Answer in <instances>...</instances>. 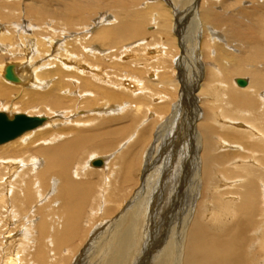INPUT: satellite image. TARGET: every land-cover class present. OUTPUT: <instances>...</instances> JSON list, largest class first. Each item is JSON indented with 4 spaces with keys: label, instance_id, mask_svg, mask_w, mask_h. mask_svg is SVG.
<instances>
[{
    "label": "bare ground",
    "instance_id": "obj_1",
    "mask_svg": "<svg viewBox=\"0 0 264 264\" xmlns=\"http://www.w3.org/2000/svg\"><path fill=\"white\" fill-rule=\"evenodd\" d=\"M154 1H141L142 5L140 0H116L119 13L102 10L97 16L94 13L105 8L103 3L75 4L70 14L76 13L77 23L72 17L52 20L40 6L18 9L9 22L0 21L1 54L16 49L17 55L38 58L37 63L24 59L26 55L23 60L20 55L19 60L0 62V83L8 84H0V112L10 117L19 113L52 117L45 116L41 126L14 139L19 150L34 143L36 153L0 158V264H141L145 233L150 222H161L160 217L168 219V228L162 236L156 233L158 244L142 264H264V0H244L253 8L235 17L228 13L233 7L229 0H173L168 9ZM11 7L15 9V4ZM174 15L178 30L188 20L196 27L200 24L208 38L204 49L214 61L209 58L210 69L204 73L208 83L201 84L198 77L191 84L180 80L179 102L172 106L176 95L172 89L179 85L171 74L178 48ZM158 16L167 18L162 26ZM90 18L93 23L85 24ZM151 19L157 23V31L151 30L157 39L144 30L145 21ZM65 32L73 37L63 38ZM244 46L256 52L246 55ZM128 48H146V56L137 61L141 66H132L131 58L129 63L134 53ZM237 48L239 54L233 52ZM40 55L58 68L48 71ZM179 61L182 75L186 71ZM243 77L248 84L239 86L237 79ZM65 79L84 94V102H74L80 116L72 119L60 118L74 112L66 102L68 109H61L65 95L46 105L50 94L46 88ZM62 86L51 90L58 92ZM196 90L209 102L201 115L193 103ZM123 95L132 102L123 101ZM146 98L150 101L144 105ZM13 99L32 107L23 111ZM117 101L121 102L113 104ZM109 102L116 110L108 108ZM133 109L144 114L137 118L129 113L130 123L136 124L127 137L116 139L120 141L112 146L115 151L105 150L109 142L89 133L98 131L95 122H107L109 116H123L117 112ZM164 114L171 116L151 135L149 123ZM189 125L193 132L186 136L183 129ZM82 127H89V132ZM91 141L96 148L88 149L78 161L75 156ZM97 159L103 165L94 166ZM138 177L142 185L134 189ZM93 192L97 202L89 204L80 218L78 210ZM106 204L116 211L115 217L107 216ZM102 235L104 243L95 249Z\"/></svg>",
    "mask_w": 264,
    "mask_h": 264
},
{
    "label": "rangeland",
    "instance_id": "obj_2",
    "mask_svg": "<svg viewBox=\"0 0 264 264\" xmlns=\"http://www.w3.org/2000/svg\"><path fill=\"white\" fill-rule=\"evenodd\" d=\"M99 1V3H103V5H104V7L105 8H100L98 11H97V13L98 14H96V13H94V15H99V13H101V12H103V11H105V10H108V14H110V15H113L114 13L115 14H117V13H119V10L117 9V7H115V3L114 2H116V0H0V10H3L2 12H0V21H1V23H7V22H9V20H11V18L13 17V11H17L18 9H21V8H28L29 6H40V7H43V8H45L47 11H49V16H48V18H50V19H55V20H57V21H59L58 19H60V18H64V17H68V19H70L71 17L74 19V22L75 23H77L78 21H75V20H77V15H76V13H71L70 14V12H71V7L73 6V5H75V4H78V5H80V4H84V5H86V4H89L90 5V3H95V2H98ZM141 1H145V0H140V2ZM159 1V4L161 3V5H163V7L165 8H170V3L173 1V0H158ZM157 0L156 1H154V3H156V2H158ZM263 0H261L260 2H262ZM228 2V1H227ZM229 2L231 3V2H233V7L231 8V9H229V11H228V13H229V15H231V16H233V17H235V16H237L238 14H239V12L240 11H242L243 9H245V10H250L251 8H253V4H250V2H248V3H246V1H244V0H237V1H235V0H229ZM98 3V4H99ZM138 3V2H137ZM137 3H136V6H137ZM142 3V2H141ZM141 3L138 5L140 8H141ZM8 4H11V6H12V4H15V9H13V7H11L10 5H8ZM158 4V5H159ZM8 5V6H7ZM142 5H143V3H142ZM148 5V4H147ZM146 5V6H147ZM17 6V7H16ZM109 6V7H108ZM136 6L134 7L135 9H136ZM146 6H142L144 9L146 8L147 9V7ZM109 8V9H108ZM13 9V10H12ZM92 10V9H91ZM103 10V11H102ZM156 10H160V6L158 7V9H156ZM183 10L184 9H182L181 11L183 12ZM217 10L218 11H222V8H217ZM61 12H63L64 14L63 15H59ZM93 12H96V11H93ZM106 12V11H105ZM93 15V16H94ZM161 16V15H160ZM176 15H174L173 16V22H175V23H173V25L174 26H172L173 27V29H174V33H177V35H176V39H177V45H178V48H177V51H176V53H175V56L177 57L175 60H173L174 62H172V64H171V68H172V66H173V68H174V70L172 69L171 70V74H172V76L174 77V79L175 80H177V82H179V85H177L176 84V88H177V90H176V88L175 89H172L175 93H176V95H175V97L173 98V100H172V103H171V105L175 102V103H178L179 102V93H180V91H181V89H182V86H181V82H180V80H182V81H184L185 82V84L187 83V84H191L194 80H196V78L198 77V80H200V83L201 84H206V83H208L209 81V79H208V77H206L207 75V69L209 70L210 69V66H208V64L211 62L210 60H212V61H214V59H211L210 57H208V55H209V53H207V50L205 51V49L207 48V47H204V46H206V44H204L205 43V39H208V38H206L205 37V35H207V34H205V33H203V31H202V29H201V27H200V24H199V26H194V25H191V22H190V20H188L186 23H184L183 24V27L180 29V30H178V28L176 27V21H177V18L175 17ZM89 17L90 16H86V18L87 19H89ZM120 17V16H119ZM122 17V16H121ZM179 17V16H178ZM264 17V16H263ZM180 18V17H179ZM27 19V18H26ZM91 19V18H90ZM175 19H176V21H175ZM5 21V22H3V21ZM29 19H27V21H28ZM152 20V19H151ZM163 20H164V23L167 21V18L165 17V16H163V17H159L158 16V19H157V21H158V23L160 22V25L162 24H164L163 23ZM187 20V19H186ZM185 20V21H186ZM11 22V21H10ZM33 23H35V24H37V22H34V21H32ZM31 22V23H32ZM146 22V24L144 25L145 26V28H144V26H143V28H144V30L145 31H149V33L150 32H152L151 30H155V32L157 31L156 29H155V23L156 22H154V20H152V21H145ZM144 22V23H145ZM259 22V21H258ZM93 23V19H91V20H88L85 24H88V25H90V24H92ZM143 23V24H144ZM80 24V23H79ZM157 24V23H156ZM37 25H39V24H37ZM161 25V26H162ZM56 26V25H55ZM147 26V27H146ZM192 26V27H191ZM148 27H149V29H148ZM56 28L59 30V28H58V26H56ZM55 27H54V29H56ZM77 29H78V27H76ZM76 28H74V30H72L73 32L74 31H76L77 29ZM161 28V27H160ZM71 29V28H70ZM76 29V30H75ZM178 31H180V33L178 32ZM59 32V31H58ZM68 32V31H67ZM77 32H79V30H77ZM155 32H152V34H153V38H159L157 35H154L155 34ZM197 32H198V34H197ZM73 37V35L72 34H69L68 35V33H66L65 32V35L63 36V38H67V39H71L70 37L71 36ZM149 35V34H148ZM199 35V36H198ZM66 36V37H65ZM68 36V37H67ZM77 36V35H76ZM188 36V37H187ZM198 37V38H197ZM61 38L62 37H59L58 39H60L61 40ZM185 39V40H184ZM63 40V39H62ZM62 40L60 41V42H62ZM204 40V41H203ZM187 41V42H186ZM198 41V42H197ZM182 43V44H181ZM1 44H2V42H1ZM57 45H60V43L58 44L57 43ZM57 45L55 46H53V47H57ZM204 45V46H203ZM2 46L0 45V52L2 51L1 48ZM201 47V48H200ZM55 48H54V50L53 51H55ZM183 48V49H182ZM205 48V49H204ZM240 48V47H239ZM243 49L245 48V49H247V47H242ZM260 48V47H259ZM132 49V50H131ZM146 49V48H145ZM145 49L143 50V48H141V49H137V48H128L127 50L130 52V53H134V54H132V56L130 57L129 56V63L131 64L132 62H134V63H132L131 65L132 66H141V65H139L138 64V62L139 61H141V58H142V55H143V57H145L146 55L145 54H143V53H145ZM181 49V50H180ZM238 49V48H237ZM243 50L244 52H247L246 53V55H248V53L250 52V54L249 55H251V53L252 54H254V52L253 51H255V48H250L251 50ZM261 50L263 49V48H260ZM14 50H15V54L16 55H14ZM184 50V51H183ZM127 51V52H128ZM205 51V52H204ZM263 51H264V49H263ZM8 52V51H7ZM9 52H11V53H9ZM8 53H6V51L4 52L3 51V53L6 55H4V54H1L0 53V62H2V63H4V62H6V61H9V60H17L18 58H19V56H20V58L22 59L25 55H26V57H24V59H26L27 61H29L30 62V60H34L35 61V63H37V59L35 58L34 59V57H36V55H31V54H29V55H27V54H23V53H20V55H17L18 54V51H16V49H13V51H9ZM13 52V53H12ZM142 52V53H141ZM175 52V51H174ZM234 53H236V54H239L240 52H241V50H234L233 51ZM256 52V51H255ZM130 53H127V54H124L126 57L128 56V54H130ZM202 53H203V55H202ZM9 54H11V55H9ZM141 54V55H140ZM177 54V55H176ZM245 54V53H244ZM31 55V56H30ZM134 55V56H133ZM145 55V56H144ZM198 55V56H197ZM204 55H205V57H204ZM10 56V57H9ZM17 56H18V58H17ZM5 57H7V59H5ZM136 57V58H135ZM179 57V58H178ZM11 58V59H10ZM15 58H17V59H15ZM19 58V59H20ZM40 58H42V62H44L43 64H45V66H46V69H48V71L49 70H54V69H57L58 68V66L54 63L53 64V67H52V65H50L51 64V62H49L50 64V66L48 65V62H47V59L45 60V57H44V55H40V57H39V59ZM130 58H131V60H132V62H131V60H130ZM196 58L202 63L201 64V67L199 66L200 64H199V62L198 61H196ZM208 58V59H207ZM209 58H210V60H209ZM18 59V60H19ZM23 60V59H22ZM46 62H45V61ZM178 60H180L179 61V65H181V68L183 67L184 68V70L186 71L185 73H183L182 75H181V71H180V69H179V67L177 66V61ZM126 61V60H125ZM138 61V62H137ZM109 62H111V61H109ZM109 62H107V64L109 63ZM143 62H145V61H143ZM251 62V61H250ZM103 63H105V62H103ZM103 63H102V61H101V64L103 65ZM140 63V62H139ZM181 63V64H180ZM212 63V62H211ZM107 64H104V66H106ZM135 64V65H134ZM137 64V65H136ZM199 64V65H198ZM204 64H206V65H204ZM109 65H111L110 63L107 65V66H109ZM114 65V66H113ZM112 66L114 67V68H117L116 66H115V64H113ZM196 65H197V67H196ZM210 65V64H209ZM44 66V65H43ZM49 66V67H48ZM50 67H52V68H50ZM109 67H111V66H109ZM108 67V68H109ZM203 67H205V68H203ZM206 67H208V68H206ZM45 69V67H44V69H43V71L45 70V71H47ZM113 70V69H112ZM201 70V71H200ZM202 70H203V74L204 73H206V74H204V75H202ZM204 70H206V71H204ZM44 71V72H45ZM135 72H133V73H135V74H138V71L137 70H134ZM194 74V75H193ZM199 74V75H198ZM64 75V74H63ZM44 76H46V72H45V74H44ZM179 76V77H178ZM202 76V77H201ZM243 76H247V75H243ZM249 76V75H248ZM62 77V76H61ZM205 77L208 79V80H206L205 79ZM56 79L57 78H59V77H55ZM185 78V79H184ZM243 78H245V77H243ZM246 79H248V78H246ZM58 80V79H57ZM67 80V81H66ZM61 81V83L60 82H58V81H56V82H54V84L52 85V86H54V85H59V84H61V86L62 85H64L65 84V82H66V84H67V82H68V84L67 85H64V86H66V88L67 89H69L70 90V93H67V92H65V90H67L66 88H64V86H62V90H58V92L57 91H53V90H51L52 88V86L51 87H48V88H46V90L48 91H46L49 95H48V97H49V99L47 98V100L46 101H48L47 103H46V105L47 104H51V105H53V103L52 102H50L51 100H53V99H55V98H57V99H61V100H63L62 98H63V95H65L64 96V101H61V104H63V102H66L65 103V105H67L68 107H71V108H74V102H80V104L82 103V102H84V100H82V102H81V99L84 97V94L82 95L81 94V91L79 90V89H75V86L73 85V83L72 82H70V81H68V79H65L64 81H62V80H60ZM203 81L205 82V83H203ZM183 82V83H184ZM59 83V84H58ZM71 83V84H70ZM1 85H3L4 86V84H6L5 82H4V84H2V83H0ZM6 85H8V84H6ZM73 85V86H72ZM71 88V89H70ZM50 89V90H49ZM80 89H81V87H80ZM115 89V88H114ZM197 90L199 89V87L197 86V88H196ZM116 90V89H115ZM114 90V91H115ZM197 90H196V94H199V93H197ZM72 91L73 92H75V93H72ZM178 91V92H177ZM53 93V95H55V97H52V93ZM56 92V93H55ZM210 92V91H209ZM20 93V91H18V92H16V94H17V97L19 98V95L21 94H19ZM65 93V94H64ZM117 94H120V91L119 92H116ZM19 94V95H18ZM73 94H77V95H74L73 96ZM82 96H81V95ZM195 94V101H193V103L195 104V105H197V106H199V109H200V111H199V114L201 115V114H204V108L205 107H208V104H207V102H208V100H204V99H202L203 97H202V95L201 94H199V95H196ZM50 95H51V97H50ZM59 95H61V96H59ZM66 95H68V96H66ZM69 95H71V96H73V97H71V96H69ZM120 95H122V93L120 94ZM128 95V94H127ZM127 95H123L122 97H123V101H130L131 100V98L129 99V98H127L128 96ZM69 97H71V98H69ZM74 97H76V100H75V98ZM82 97V98H81ZM67 99H69V100H67ZM74 101H73V100ZM133 100V99H132ZM132 100L130 101V102H132ZM149 98H146V99H144V101H143V104L144 105H147L148 103H149ZM159 100V99H158ZM203 100V101H202ZM13 102V104L14 105H16L17 106V108H18V105H20V107H22L21 109L23 110V111H25V110H29V108L30 107H32V106H30V107H28L27 106V108H26V105H25V101H21V100H19L18 102H14V99L12 100ZM152 102H153V100H151ZM157 101V100H156ZM22 102V103H21ZM23 102H24V104H23ZM121 101H117V102H113V104L115 103V104H117V103H120ZM19 103H21V104H19ZM40 104L41 102H36V101H34L33 102V104ZM89 103H90V101H89ZM174 103V104H175ZM209 103V102H208ZM104 104V103H103ZM111 105V102H109L108 103V108H112L113 106H114V108H115V110H116V108H117V106L116 105ZM25 105V106H24ZM32 105V104H31ZM64 104L61 106V109H63L64 108V106H65ZM110 105V106H109ZM118 105V104H117ZM190 105V104H189ZM221 104L219 103V107L217 108V110H219V108L221 109V106H220ZM102 106H105V105H102ZM173 106V105H172ZM171 106V109H170V112L169 113H171V111H172V107ZM202 106V107H201ZM60 107V106H59ZM79 107H81V105H79ZM201 107V108H200ZM223 107H228V106H226V105H224ZM24 108V109H23ZM26 108V109H25ZM65 108L66 109H68L66 106H65ZM145 108V107H144ZM60 109V110H61ZM185 109H187V108H185ZM194 109H196L195 107H194ZM223 109V108H222ZM191 110H193V105L191 106V107H189V110L187 109L186 110V113L187 114H189L190 112H192ZM178 111V110H177ZM189 111V112H188ZM144 111H140V113H134V109H133V111H129V110H126V111H124V112H122V111H119V112H117L118 114H120V115H123V116H114V117H110L109 116V118H111L110 120H108L107 122H102L103 124H105V125H102V123L101 122H95L94 124H97L96 125V127L94 128V129H98V131H94L93 132V130H92V132H89V131H87V130H90V129H88L89 127H82L81 129H83V130H86L87 132H89L90 134L91 133H95L97 136H99L100 138H102L103 140H106V141H108L109 143H108V146H106L104 149L105 150H108V149H113L114 150V148H112V146L113 145H116L117 144V142H119V141H117L116 142V139L118 140V139H122V138H124V137H127L129 134H130V132H131V130H132V128H131V126H135V124L136 123H130V122H132L133 120V117L131 116L132 114H136V117L137 118H139L140 116H142V114H144L143 113ZM176 112V111H175ZM128 113V114H127ZM131 115H130V114ZM71 113H69V114H65L64 115V113L62 114L63 116H60V118L61 119H64V118H66V119H72V118H76V117H78V116H80V114H78V110H77V107H75L74 108V112L70 115ZM191 114V113H190ZM76 115V116H75ZM107 115V114H106ZM109 115V114H108ZM48 119H51L52 117H51V115H49V116H47V115H45ZM72 116V117H71ZM129 116V117H128ZM171 115H168V114H164V115H162L161 117H160V119L159 120H157L156 122H154V123H149V125H150V127H149V130H150V134L152 135V133H153V135H154V133L158 130V127L160 126V124L162 123L163 124V121L164 122H167V120H168V118L170 117ZM187 116V115H186ZM108 117H106L105 116V118L104 119H109ZM126 119V120H125ZM130 121H129V120ZM142 119H143V117H142ZM190 119L191 118H189L186 122H188L189 124H190ZM128 120V122H126ZM123 121H124V123H123ZM125 123H128L129 125V127L131 128V129H129L128 128V126H127V128L125 127V128H123V129H121V127L123 126L124 127V125H125ZM179 123H180V121H179ZM188 123H187V125H188ZM186 125V124H185ZM194 127V126H193ZM80 128V127H79ZM151 128V129H150ZM189 128H191L192 129V125H189L188 127H186V128H184L183 130H185L184 131V133L186 132V136H188V135H190L191 134V132H193V129L191 130V129H189ZM196 128V127H195ZM197 129V128H196ZM152 130V131H151ZM152 132V133H151ZM188 132V133H187ZM127 135V136H126ZM140 135V134H139ZM174 135V133L173 132H171V133H169V138H172V136ZM71 135H67V138H69ZM123 136V137H122ZM136 135H134L133 136V138L135 137ZM36 136H33L31 139H33V138H35ZM122 137V138H121ZM151 137V136H150ZM189 138V137H188ZM152 140H151V142H150V144H152L154 141H155V137L154 138H151ZM115 141V142H114ZM29 142V141H28ZM112 142H114L112 145H111V143ZM96 145L97 144H95L94 143V141H91L90 143H88L87 144V146H86V148H82V150L80 151V152H78L77 153V155L75 156V158L78 160V161H81V160H83V158L86 156V153H87V150L88 149H95L96 148ZM28 146H30V147H27V149H24V150H19L18 149V147L16 146V140H11V141H9V142H7V143H4V144H2V145H0V158H3V157H6V156H13V155H15V154H17V153H19V154H24V155H29V154H32V153H36L37 152V146L33 143V144H30L29 143V145ZM39 146V145H38ZM120 146V145H119ZM35 147H37V148H35ZM120 147H117V149L118 150H120V151H122L121 150V148L119 149ZM113 150H112V152H113ZM115 151V150H114ZM112 152L110 153V154H112ZM167 155H169V154H165V156H164V158H167ZM164 161V160H163ZM119 164H117V166H118ZM143 164L141 163V166H142ZM165 165V164H164ZM163 165V166H164ZM142 169H143V166L141 167ZM140 168V171H139V174H141L142 173V169ZM74 175V174H73ZM143 175V174H142ZM183 175V170H181V173H180V177ZM75 176V175H74ZM74 176H73V178H74ZM90 177H91V179H93V180H95V181H98V178H97V176L96 175H90ZM140 177H141V175H140ZM140 177H138V180H137V182H136V186H134V189L136 188V189H139V187L142 185V180L143 179H140ZM140 179V180H139ZM263 179H264V176H263ZM74 180H76L75 178H74ZM76 181H78V180H76ZM138 186V187H137ZM141 188V187H140ZM134 189L132 190V192L134 191ZM135 192V191H134ZM136 193V192H135ZM94 195H95V192H93V194H89L87 197V202L78 210L79 211V217L81 218V216H83L84 217V215H85V211H86V208L88 207V205L90 204H96V202H97V200H96V197H94ZM58 202V201H57ZM57 209V208H56ZM148 209H149V212H148V215H149V217L151 216V214H150V211H152L151 210V208H150V206H148ZM195 210V209H194ZM106 212H107V216H109V217H115L116 216V211H114V209H112V206L111 205H109V204H106ZM264 214V213H263ZM159 219H161V222H158L159 223V225H158V223L156 222V223H151L150 222V226L148 227V232L147 233H145V243L143 244L144 245V247H143V258H142V260H141V264L143 263V261H144V257H146V253L148 252V251H150V249L153 247V246H155L156 244H158V241H159V239H158V237L156 236V233H162L161 235H159L158 234V236H162L163 235V233L164 232H166V230H167V228H168V225H169V221H167L168 219L166 218V219H162V217H160ZM164 221V222H163ZM162 223V224H161ZM167 223H168V225H167ZM164 224V225H163ZM163 226V227H162ZM163 228V229H162ZM162 230V231H161ZM78 233H80V235H84L85 234V232H84V230H79V232ZM105 236H103L102 235V238H98V241L95 243V244H97V247L95 248V249H97V248H99V250H100V246H102V244L104 243L103 241H102V239L104 238ZM2 238V237H1ZM4 241V240H3ZM167 242H170V239H167ZM101 243V244H100ZM52 254V253H51ZM90 257L92 258L93 257V253L92 254H90ZM89 257V258H90ZM89 258H86L85 259V261H88V259ZM90 260V259H89ZM92 264V263H91Z\"/></svg>",
    "mask_w": 264,
    "mask_h": 264
},
{
    "label": "water",
    "instance_id": "obj_3",
    "mask_svg": "<svg viewBox=\"0 0 264 264\" xmlns=\"http://www.w3.org/2000/svg\"><path fill=\"white\" fill-rule=\"evenodd\" d=\"M239 86H246L248 81L244 78H238ZM46 120L45 116H29L19 113L10 117L6 112H0V144L14 140L27 131L33 130L41 126ZM102 159L93 161L94 166L103 165Z\"/></svg>",
    "mask_w": 264,
    "mask_h": 264
}]
</instances>
